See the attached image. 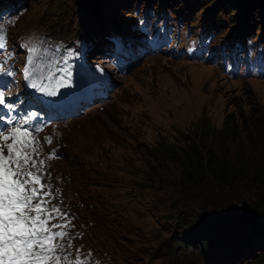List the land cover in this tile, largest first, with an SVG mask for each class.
Wrapping results in <instances>:
<instances>
[{"label": "rangeland", "instance_id": "rangeland-1", "mask_svg": "<svg viewBox=\"0 0 264 264\" xmlns=\"http://www.w3.org/2000/svg\"><path fill=\"white\" fill-rule=\"evenodd\" d=\"M2 1L9 2L12 10L23 6L27 10L12 28L11 38L33 30L56 28L60 22H69L73 35L80 20L85 18L84 7L88 12L91 8H99L104 15L110 16V8L104 10L95 3L90 5V0ZM174 1L173 10L183 7L188 21L195 23L200 17L211 15L215 22H225L222 30L228 31L235 26L236 21L237 26L239 20H246L248 24H255L253 29L258 27V32L255 31L254 34L262 31L264 0L258 3L259 9L253 7L254 0H206L200 8H192L194 0H185L184 3L181 0ZM136 5L138 4L135 3ZM226 5H230L233 10L230 12ZM213 6H216L214 13L210 11ZM217 9H223L224 12L218 13ZM260 13L263 15L261 18L257 15ZM234 31L232 29L229 32L232 41L236 34ZM253 41L255 38L251 40L252 43ZM143 55V60L137 63L138 68L121 78L114 97L110 95L100 106L90 107L65 121L61 129L52 126L49 134L47 129L41 151L42 160L50 161L51 165L49 168L42 166V183L52 194L66 199L71 205L76 202L67 198V191H64L67 185L73 191L79 185L86 186L90 193L83 198L80 209L87 216L97 218L101 231L99 233L103 239L96 246L108 250L111 247L113 251H118L124 264H162L164 256L171 253L164 250L165 247L170 249L171 243L176 240L182 245L180 239L184 240V234L208 225H212L211 233L207 229L198 233L215 237L214 241L219 243V247L230 249L234 246V233L218 236L216 231L221 227L218 220H223L224 217L230 221L236 220L231 216L233 212L244 216L250 202L264 186L252 183L245 177L234 180L228 186L208 178L202 182L196 181L195 187L183 193L181 184L177 185L175 181L181 168L172 160L163 164L157 154L164 146H168L165 142H183L185 133L189 135L203 120L220 128L225 114L235 109L238 97H241L238 103L240 110H248L256 104L264 105V81L232 80L221 76L209 66L177 61L178 59L155 52L148 55L143 51ZM0 58L8 60L12 55L2 52ZM3 67L1 63L0 70ZM253 97L259 99H256L259 103ZM102 124L117 131L118 138H111ZM89 129L92 131L88 132ZM98 131L106 139L98 143L103 149L101 161L95 160L92 162L95 166L89 167L82 163L86 141L82 133L86 132L91 137ZM109 138L121 142L111 145ZM216 140L217 137L213 138L211 143L215 144L218 151L221 146L218 144L217 147ZM86 142L90 150L97 147L91 140ZM245 147L249 153L252 150L253 159L257 158L258 153L250 148L246 140ZM229 149L231 152L235 151L232 145ZM83 180L86 183L82 184ZM170 196H173L171 200L174 202L182 199L180 204L185 202L188 208L176 210L174 206H170ZM217 212L223 216L211 222L210 218ZM189 214L197 216L192 219ZM179 218L189 221L190 225L201 218V225L191 226L184 233L179 227ZM242 221L245 225L241 235L249 241L248 247L243 248L245 264H253L255 260L261 264L256 257L258 249H261L260 253H264V232L262 230L253 242L249 222ZM226 232L230 233L228 229ZM190 236L193 235L186 236L183 243L195 247L190 242ZM171 251L174 254L177 250Z\"/></svg>", "mask_w": 264, "mask_h": 264}, {"label": "trees", "instance_id": "trees-1", "mask_svg": "<svg viewBox=\"0 0 264 264\" xmlns=\"http://www.w3.org/2000/svg\"><path fill=\"white\" fill-rule=\"evenodd\" d=\"M181 2L184 3L185 0H181ZM259 2L260 0H254L253 7L259 9ZM256 99L254 98L255 102ZM239 100H241V97L237 98L234 105L235 109L225 114L220 128L215 127L210 121L202 119L203 121L200 122V125L191 130L189 135L185 133L183 142L174 144L165 142L168 146H164L162 151L157 154L158 159L163 164L172 160L181 168L177 172L175 181L177 185L181 184L180 187L183 193L195 187L194 183L196 181L202 182L208 178L218 184L228 186L234 180L245 177L252 183L264 186V105L256 104L248 110H240L238 105ZM89 131H92V129ZM101 134V131L94 132L90 137L86 132L82 133L86 141L91 140L97 146L91 152L85 146L84 164L89 165L91 159L101 161L102 148L98 146V143L104 139ZM216 137L217 147L218 144L221 146L218 151L215 149V144L211 143L212 139ZM245 140L249 143L250 148L258 153L257 158L253 159V152L251 150L249 153V150L245 147ZM231 145L235 148L234 152H231L229 149ZM89 193L87 187L82 185V190L79 187L75 197L77 200H80L86 198ZM93 194L91 193V195ZM171 198L173 199V196H170V200ZM171 201L170 206H174L176 210L188 208V204L185 202L182 205L180 204L183 202L182 199L179 202ZM80 203H82V200H80ZM195 216L197 215H191V218L193 219ZM231 216L236 220H246L249 222L254 242V239L262 233V230L264 232V188L250 202L244 216L236 212H233ZM178 221L182 229L189 228L188 221L183 218H179ZM238 226H240L239 223H227L222 227H218L219 231H216V233L218 236L232 234ZM227 229L230 233L226 232ZM243 239L247 240L248 238L243 237ZM232 242L236 246V251L234 252L235 258L244 257L241 253L245 245L242 239L235 237L232 239ZM260 251L256 259L258 258L261 264H264V253H260ZM228 256H230L229 253H223L221 256H216V259L225 264V258ZM253 264L259 263L255 260Z\"/></svg>", "mask_w": 264, "mask_h": 264}, {"label": "snow or ice", "instance_id": "snow-or-ice-1", "mask_svg": "<svg viewBox=\"0 0 264 264\" xmlns=\"http://www.w3.org/2000/svg\"><path fill=\"white\" fill-rule=\"evenodd\" d=\"M5 44L4 29L0 27V49ZM4 104L5 97L0 92V105ZM2 139L5 144L0 145V264H52L53 261L61 264L56 252L63 245L56 241L68 235L64 231L68 224L51 221L56 216L66 219L67 214L58 207H47V198L52 193L42 183L44 161L33 158L34 154L39 155L35 137L26 129L14 127ZM9 140L12 142L7 143ZM54 228L60 230L53 231ZM63 259L68 264H82L79 257L69 260L66 255Z\"/></svg>", "mask_w": 264, "mask_h": 264}, {"label": "bare ground", "instance_id": "bare-ground-1", "mask_svg": "<svg viewBox=\"0 0 264 264\" xmlns=\"http://www.w3.org/2000/svg\"><path fill=\"white\" fill-rule=\"evenodd\" d=\"M138 1V0H133ZM156 7V13L161 14L162 12V6L161 4H158V0H153ZM95 3L99 5L102 9L107 10L110 8V16H106L103 14V12L99 8H91L87 14H86V21H85V27L89 30V33L86 34V37L92 42L94 48L102 41H105L104 35L111 30V24L120 21V20H126L123 18V16L118 15V12H120L125 7H128L130 10L134 9V6L131 4H128L124 0H106V1H100V0H90L89 4ZM230 4V3H229ZM148 4L145 5L144 12H147ZM127 14V13H126ZM181 12L177 14V16H180ZM127 22H133L132 19H127ZM240 22L235 28H232L234 30L240 29V30H246L249 28L250 24L245 20H239ZM217 27L224 28L225 22L223 20H220L217 22ZM256 29L251 28L250 31L245 32L244 34H240L236 32L234 36V41L230 39V33L226 37L229 45L227 47V51L230 54L235 55L240 49L241 51L246 54L248 49L251 48L255 41L253 43L251 40L255 38L254 32ZM208 31L203 30L202 35L205 37L207 35ZM264 34V30L262 32ZM221 36V33H217L215 38L218 39ZM261 37V36H260ZM259 37V38H260ZM257 56H260V53H256ZM264 57V56H263ZM206 66V65H205ZM111 227V225H109ZM235 254V253H234ZM225 264H240L244 262V257H238L234 258L233 260L230 259V256L225 258ZM217 264H223L221 262H217Z\"/></svg>", "mask_w": 264, "mask_h": 264}, {"label": "clouds", "instance_id": "clouds-1", "mask_svg": "<svg viewBox=\"0 0 264 264\" xmlns=\"http://www.w3.org/2000/svg\"><path fill=\"white\" fill-rule=\"evenodd\" d=\"M244 1H247V0H244ZM230 5H226V8L227 7H229ZM263 8H264V6H262ZM223 8V7H222ZM225 8V7H224ZM230 8V12L233 10L232 9V7H229ZM257 11H259V10H257ZM229 12V13H230ZM258 16H259V18H261L263 15H262V13H260V14H257ZM237 22L238 21H236V24H237ZM262 23H263V26H262V31L259 33V34H255V43L252 45V46H250L251 48V50H252V52H253V55H254V57L255 58H260L263 54H264V34H262V32H263V30H264V21H262ZM236 24H235V26H236ZM255 24H253V25H251L250 24V26H249V28L248 29H246V30H244V33L245 32H248V31H250L251 30V28L254 26ZM235 26H233V27H235ZM233 27H231L230 29L232 30V28ZM258 28V27H257ZM257 28H256V31H257ZM261 30V29H260ZM258 32V31H257ZM261 36V37H260ZM260 37V38H259ZM256 53H260V56H257L256 55ZM247 79H256V78H254L253 76H249V77H247V78H242L241 80H247ZM259 80H261V81H264V79H259ZM201 230V229H200ZM199 230V231H200ZM232 256H235V254H233Z\"/></svg>", "mask_w": 264, "mask_h": 264}]
</instances>
